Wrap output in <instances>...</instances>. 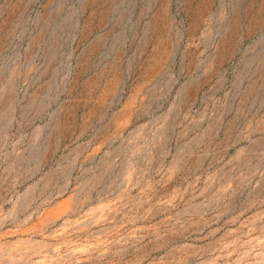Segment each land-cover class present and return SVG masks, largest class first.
<instances>
[{
  "label": "rangeland",
  "instance_id": "1",
  "mask_svg": "<svg viewBox=\"0 0 264 264\" xmlns=\"http://www.w3.org/2000/svg\"><path fill=\"white\" fill-rule=\"evenodd\" d=\"M0 264H264V0H0Z\"/></svg>",
  "mask_w": 264,
  "mask_h": 264
}]
</instances>
